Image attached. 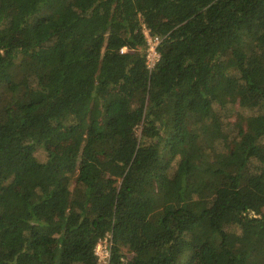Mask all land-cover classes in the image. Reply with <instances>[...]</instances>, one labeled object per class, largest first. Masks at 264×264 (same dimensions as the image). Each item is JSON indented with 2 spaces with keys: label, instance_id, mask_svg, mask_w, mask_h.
Segmentation results:
<instances>
[{
  "label": "trees",
  "instance_id": "16d2710c",
  "mask_svg": "<svg viewBox=\"0 0 264 264\" xmlns=\"http://www.w3.org/2000/svg\"><path fill=\"white\" fill-rule=\"evenodd\" d=\"M105 238L108 264H264V0H0V264Z\"/></svg>",
  "mask_w": 264,
  "mask_h": 264
},
{
  "label": "built area",
  "instance_id": "2783aa9c",
  "mask_svg": "<svg viewBox=\"0 0 264 264\" xmlns=\"http://www.w3.org/2000/svg\"><path fill=\"white\" fill-rule=\"evenodd\" d=\"M143 35L146 42L145 64L147 69L151 70L159 60L158 47L162 41V38L159 36L151 35L146 29L143 30ZM120 52L124 53L125 49L120 50ZM103 240H105V245L103 246V249H101V252L98 253L95 250V254L98 259V264H108L110 244L108 242V238H105ZM101 242L102 241H100L98 244L100 245Z\"/></svg>",
  "mask_w": 264,
  "mask_h": 264
},
{
  "label": "rangeland",
  "instance_id": "374dc122",
  "mask_svg": "<svg viewBox=\"0 0 264 264\" xmlns=\"http://www.w3.org/2000/svg\"><path fill=\"white\" fill-rule=\"evenodd\" d=\"M98 120V117H94L93 118V121H97ZM56 151L60 154H63L64 153V147H56ZM35 156L37 159L39 160H43L44 158V154L42 152L41 149H37L35 151ZM105 240H102V242L100 243V245L98 244V246L96 247V252L100 253L101 252V249H103V246L105 245ZM194 256L197 257L198 261H202L203 258H204V251H199V250H194Z\"/></svg>",
  "mask_w": 264,
  "mask_h": 264
}]
</instances>
